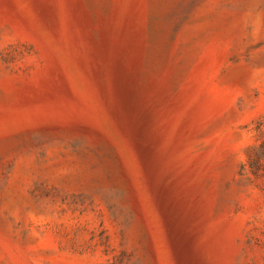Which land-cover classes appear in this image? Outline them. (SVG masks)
<instances>
[{"label": "rangeland", "instance_id": "obj_1", "mask_svg": "<svg viewBox=\"0 0 264 264\" xmlns=\"http://www.w3.org/2000/svg\"><path fill=\"white\" fill-rule=\"evenodd\" d=\"M0 264H264V0H0Z\"/></svg>", "mask_w": 264, "mask_h": 264}]
</instances>
